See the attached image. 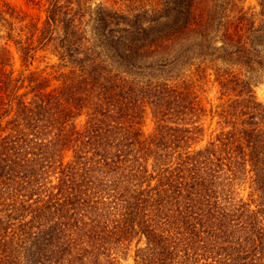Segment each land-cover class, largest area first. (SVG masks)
<instances>
[{"label":"trees","instance_id":"obj_1","mask_svg":"<svg viewBox=\"0 0 264 264\" xmlns=\"http://www.w3.org/2000/svg\"><path fill=\"white\" fill-rule=\"evenodd\" d=\"M45 2L0 6V264H264V0Z\"/></svg>","mask_w":264,"mask_h":264},{"label":"rangeland","instance_id":"obj_2","mask_svg":"<svg viewBox=\"0 0 264 264\" xmlns=\"http://www.w3.org/2000/svg\"><path fill=\"white\" fill-rule=\"evenodd\" d=\"M45 0H0V6L7 5L12 7L16 12L21 15L27 16L26 21L32 19L35 22H40L43 19L44 13L43 8L45 6ZM257 0H240V4H244L245 7L253 8L256 6ZM57 61L54 57L47 53L40 52L39 58L34 62L33 67L49 73L51 71L50 66L55 64ZM206 65H209L208 62ZM14 69H19V62L15 59ZM253 87L254 93L258 101L264 104V73L259 75L257 82ZM207 88V89H206ZM203 87L198 90L199 96L201 98L202 104L206 108V118L205 125L207 127V137L211 131L217 130L216 118L213 116L217 107L223 102V100L218 99L217 87L212 82H209L208 86ZM152 128V122L149 118L145 121L144 131L147 133ZM125 264H132L131 259L129 258Z\"/></svg>","mask_w":264,"mask_h":264}]
</instances>
